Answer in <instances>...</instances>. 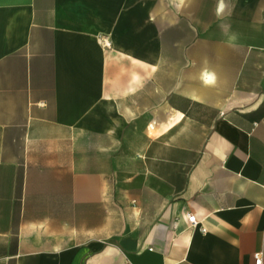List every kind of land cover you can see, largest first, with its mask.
<instances>
[{"label": "crops", "instance_id": "crops-1", "mask_svg": "<svg viewBox=\"0 0 264 264\" xmlns=\"http://www.w3.org/2000/svg\"><path fill=\"white\" fill-rule=\"evenodd\" d=\"M257 251L264 0H0V264Z\"/></svg>", "mask_w": 264, "mask_h": 264}, {"label": "built area", "instance_id": "built-area-1", "mask_svg": "<svg viewBox=\"0 0 264 264\" xmlns=\"http://www.w3.org/2000/svg\"><path fill=\"white\" fill-rule=\"evenodd\" d=\"M104 44L105 46L109 45V43H107L106 41H104ZM186 220H187L188 227L190 229H195L198 227V229L201 232L205 231L204 227L199 226V222L196 220V217L194 214H188L186 217ZM253 261H254V264H262V252L261 251H257L253 253Z\"/></svg>", "mask_w": 264, "mask_h": 264}, {"label": "clouds", "instance_id": "clouds-1", "mask_svg": "<svg viewBox=\"0 0 264 264\" xmlns=\"http://www.w3.org/2000/svg\"><path fill=\"white\" fill-rule=\"evenodd\" d=\"M210 79H211V78H209V82H210Z\"/></svg>", "mask_w": 264, "mask_h": 264}]
</instances>
